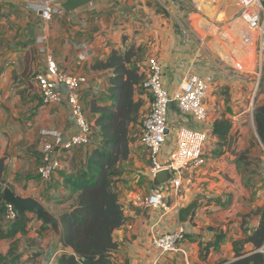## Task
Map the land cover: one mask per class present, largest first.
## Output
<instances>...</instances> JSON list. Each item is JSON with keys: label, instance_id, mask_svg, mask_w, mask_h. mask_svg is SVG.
I'll list each match as a JSON object with an SVG mask.
<instances>
[{"label": "crops", "instance_id": "1", "mask_svg": "<svg viewBox=\"0 0 264 264\" xmlns=\"http://www.w3.org/2000/svg\"><path fill=\"white\" fill-rule=\"evenodd\" d=\"M40 1L0 0V159L5 164L4 186L22 197L37 199L57 217L75 204L77 194L69 190L65 180L85 165L93 149L101 147L97 108L113 104L109 91L113 70L93 66L106 60L112 51L124 52L134 47L132 63L139 71L150 57H156L162 64V83L171 98L190 74H212L214 83L207 96L204 122L181 113L174 100L170 103L167 121L171 130L182 126L203 129L208 139L205 163L190 171L184 194L166 196V208H154L144 202L154 187L153 173L139 141L141 130L133 133L130 125V153L120 164V174L116 177L118 201L125 219L112 234L117 249L111 253V262L152 264L158 260L160 264H217L233 261L234 242L249 237L259 222V215L252 211L254 205H260L255 204L258 199L254 201L251 183L254 173L247 170L243 173L245 165L239 159L241 153L249 158L253 156V143L256 149L261 144L253 117L254 84L251 80L239 79L241 75L230 76L232 65L228 59H219L220 49L212 45L217 38L211 29H218L217 22L202 12L206 7L207 12L213 13L215 5L221 2L222 17L228 20L227 29L240 15L238 0H189L197 10L188 11L187 0H93L69 12L63 9L48 21L41 18ZM65 1L56 0L55 4ZM219 32L224 33L221 29ZM137 52L142 56L139 60H135ZM48 53L61 69L87 78L80 90V99L85 116L92 124V137L87 146L58 148L55 154L59 167L49 180H42L37 174L41 164V133L59 131L68 137L76 131L69 122L64 99L44 104L39 89L29 86L37 73L44 72ZM225 88L230 97L220 99ZM134 99L141 103L139 116L147 113L149 97L139 86L135 88ZM221 117L230 122L223 140L211 132L214 121ZM173 145V138L163 145L159 162L167 160ZM198 195L202 199L188 220L180 222L179 210ZM26 214L29 220L24 233H17L12 239H0V264H56L60 255L72 252L60 244L48 224L31 211ZM180 227L188 237L180 245L185 255L180 251L160 255L152 245L153 237ZM218 235L221 238L216 248L211 247L206 258L201 257V247L213 243ZM12 243H15L14 254L6 257ZM251 250L252 245L245 243L241 251L249 254ZM13 257L17 258L11 262Z\"/></svg>", "mask_w": 264, "mask_h": 264}, {"label": "built area", "instance_id": "2", "mask_svg": "<svg viewBox=\"0 0 264 264\" xmlns=\"http://www.w3.org/2000/svg\"><path fill=\"white\" fill-rule=\"evenodd\" d=\"M55 2L56 0L39 2L38 10L43 20L48 21L54 14L63 11L62 6ZM238 3L240 15L235 18L234 22L238 18L237 20L245 22L247 26L250 24L254 26L257 51L260 57H264V0H238ZM43 51L45 50L42 49ZM140 73L142 80L139 88L149 97V109L143 118L139 141L146 150L153 175L159 170L170 172L168 181L159 187H153L152 193L144 199V202L154 208H166V196L184 194L183 187L190 171L205 163V146L208 139V134L203 129L182 126L171 130L167 121L170 103L174 100L181 113L190 114L194 120L204 122L207 118L206 100L214 83V76L209 73L188 75L181 82L176 96L171 98L163 86V67L156 57L148 58ZM35 80L44 104L65 100L69 122L76 130L68 137H64L59 131L41 133L39 139L41 164L37 168V174L42 180H49L59 167L55 154L58 148L70 150L74 147L87 146L91 142L92 124L85 116L80 99V90L87 82V78L61 69L53 55L48 53L45 57V70L37 73ZM169 133L173 135V148L167 160L159 162V153ZM4 206L5 221H14L17 214L13 206L10 203H4ZM186 234L183 227L167 231L154 236L152 245L160 255L177 251L185 255L180 245ZM257 251L261 252L264 257V245ZM152 264L160 263L155 260Z\"/></svg>", "mask_w": 264, "mask_h": 264}, {"label": "trees", "instance_id": "3", "mask_svg": "<svg viewBox=\"0 0 264 264\" xmlns=\"http://www.w3.org/2000/svg\"><path fill=\"white\" fill-rule=\"evenodd\" d=\"M134 56V47L124 52L112 51L106 60L93 66L113 70L109 80L113 104L97 108L101 147L93 149L85 165L65 180L69 190L77 196L75 204L58 216L61 229L59 242L71 248L72 252L60 255L56 264H112L111 253L117 249L112 234L125 219L118 201L116 177L120 174V164L130 153L129 127L137 123L141 107L140 100L134 99L135 88L142 80V74L132 63ZM253 117L257 136L264 143V98L254 107ZM229 129V120L221 117L214 121L211 132L223 140ZM4 169V159H0V239H12L17 233L25 232L29 218L26 211L12 222L5 221V206L1 199L5 187ZM253 213L259 215L257 227L246 239L234 242L235 259L226 264H263V254L257 250L264 245V208H258ZM220 238L221 235H218L213 243L202 246L200 256L206 258L210 248L215 249ZM245 243L252 245L249 254L241 251ZM14 244L10 245L6 257L14 254ZM16 258L13 257L11 262Z\"/></svg>", "mask_w": 264, "mask_h": 264}, {"label": "rangeland", "instance_id": "4", "mask_svg": "<svg viewBox=\"0 0 264 264\" xmlns=\"http://www.w3.org/2000/svg\"><path fill=\"white\" fill-rule=\"evenodd\" d=\"M236 1V0H234ZM188 10L195 9V6L190 4L189 0L186 1ZM220 3L215 5V9L213 13H209L205 10H203L202 14L204 16H209L210 19L217 22L218 29L215 27H212L211 31L217 38V40H213L212 45L214 44L213 48L220 49L219 54H217V57L228 59L229 60V66H231L230 76L234 74L241 75L239 79L242 80H251L254 84V107L258 106L263 98H264V57H260L258 51H257V45H256V31L252 24L250 26H247L245 22L237 20L228 25V28L225 29V26L228 24V20H224L225 18L222 17L224 13L222 11V6ZM185 8V7H184ZM183 8V9H184ZM238 8V6H237ZM197 10V9H195ZM224 10V7H223ZM231 10V9H230ZM209 11V10H208ZM233 11H229L230 16ZM19 12H22V10H19ZM212 15V16H211ZM224 20V21H222ZM239 22L238 24H236ZM240 24V26H238ZM221 27V28H220ZM219 29L223 30L224 33H220ZM211 45V43H210ZM141 53L137 52L135 60H139L141 58ZM139 58V59H138ZM136 66V64H135ZM137 67V66H136ZM138 68V67H137ZM34 83H29V86H33L34 89L38 90V86L36 85V80H33ZM224 96H219L220 99H228L230 97L228 88L222 91V94ZM245 106H247V103H244ZM146 112L142 113L141 116H139L138 121L136 124H132V132L137 133L139 128L141 130L142 128V122L143 118L145 116ZM173 135L172 133L168 134L167 139L164 144H168L170 140H172ZM255 146V151L252 153L254 154L250 158L243 153L239 156L240 161L244 162L243 167V173L247 170L248 172L254 173V180H251V183L254 186V201L258 199V201L254 205V208L252 211L264 208V143L261 142L260 146ZM247 164H246V163ZM253 163V164H252ZM257 167V168H256ZM258 169V173H257ZM249 181V180H248ZM118 191V190H117ZM256 215V214H255ZM250 220L252 221V217H250ZM187 235L183 242L187 240Z\"/></svg>", "mask_w": 264, "mask_h": 264}, {"label": "water", "instance_id": "5", "mask_svg": "<svg viewBox=\"0 0 264 264\" xmlns=\"http://www.w3.org/2000/svg\"><path fill=\"white\" fill-rule=\"evenodd\" d=\"M90 1L93 0H66L61 4V6L65 11L69 12L89 3ZM169 177L170 172L168 170H159L155 172L153 175V186L159 187L167 182ZM1 199L4 203H10L13 206L17 216L26 211L33 212L36 218L41 220L43 223L48 224L53 230L55 236L60 239L61 229L59 218L52 214L40 201L33 197H22L17 195L9 186H5L3 188L1 192ZM200 199H202V196L198 195L187 206L179 210L180 222H186L188 220Z\"/></svg>", "mask_w": 264, "mask_h": 264}]
</instances>
